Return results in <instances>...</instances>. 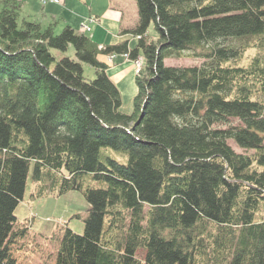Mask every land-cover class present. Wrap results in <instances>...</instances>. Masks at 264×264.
Listing matches in <instances>:
<instances>
[{
    "label": "trees",
    "instance_id": "1",
    "mask_svg": "<svg viewBox=\"0 0 264 264\" xmlns=\"http://www.w3.org/2000/svg\"><path fill=\"white\" fill-rule=\"evenodd\" d=\"M135 1L130 46L0 0V264L45 240L52 264H264V0ZM102 53L144 56L132 112ZM32 161L34 196L84 193L82 233L18 222Z\"/></svg>",
    "mask_w": 264,
    "mask_h": 264
},
{
    "label": "rangeland",
    "instance_id": "2",
    "mask_svg": "<svg viewBox=\"0 0 264 264\" xmlns=\"http://www.w3.org/2000/svg\"><path fill=\"white\" fill-rule=\"evenodd\" d=\"M22 2L21 16L27 18L39 20L42 24L49 23L44 22L43 16L39 15V11L42 9V4L48 7H59V4L54 2L43 3L42 0H29L31 2V7L37 11V15L27 11L28 9H23L25 0H20ZM115 1L124 3V15L120 7H117ZM113 0L111 7H108V14H104L100 11L104 24H107L115 32H119V18L121 17L125 27L131 26L134 17V9H137V4L135 0ZM89 0H76L74 7L79 6L80 9L88 11ZM28 3V0H27ZM53 3V4H52ZM105 4L109 5L110 0L95 1L94 6L97 8H103ZM107 5V6H108ZM110 6V5H109ZM30 7V8H31ZM95 11V9H93ZM92 14V13H91ZM89 16V15H86ZM86 16L81 20L72 21V25L80 30L82 22L86 19ZM64 22L58 20L56 30L60 31ZM95 23L92 24L94 27ZM91 35V31H87ZM129 39V45L134 46L138 42V37L132 33H124ZM148 34L150 37H156L159 35V30L156 27L154 20L151 21ZM122 38V37H120ZM117 40V37H111V41ZM122 40V39H120ZM102 60L107 61L110 66L107 69L109 76L115 81L121 90L122 94V105L121 108L125 112H132L134 109V95L138 91V84L136 82L137 66H142L143 63H136L133 58L127 57L124 54H100ZM139 58V57H138ZM143 61V58H141ZM203 61L202 57L194 56H168L165 58L166 64L171 65H192L200 64ZM84 74L86 77L92 78L95 76L94 67L88 63H84ZM233 122H238V119H232ZM230 144L239 152H246V149L239 146L234 139H229ZM108 150L118 155V151L108 148ZM33 170L34 161L31 162L29 174L27 178L26 188L23 198L19 201L15 208V214L18 218V222L27 223L30 225L31 234L38 232V240H43L42 235L50 236L54 231H61L63 226L68 225L74 231L82 233L84 231V217L87 214V209L89 207L88 200L86 199L84 193L78 189H71L63 194H46L44 196H34L32 191L34 189L33 181ZM59 242L45 240L41 248H37V245L32 241L27 243L24 247H14V255L22 264H39L40 262H45L46 264H52L54 261V253L50 255L51 251H56ZM143 253L140 249L139 253Z\"/></svg>",
    "mask_w": 264,
    "mask_h": 264
},
{
    "label": "crops",
    "instance_id": "3",
    "mask_svg": "<svg viewBox=\"0 0 264 264\" xmlns=\"http://www.w3.org/2000/svg\"><path fill=\"white\" fill-rule=\"evenodd\" d=\"M77 1H79V0H77ZM95 1L96 0H89V2H88V11L89 12L84 11L83 9H80L79 6L77 8H76V6L74 7L76 0H62V2H60V3H55V4H59V7H48V6L42 4V9L39 11V15L44 17L43 18L45 20L44 22H47V21L49 22V21H52L54 19H58L59 21H62L64 23L66 22V23L71 24L72 21H74L76 19L81 20L84 17V15L85 16L91 15V13H92L94 15H98L100 17V20H101L100 23H95L94 27H92V29H91V36L97 42H99L100 45H103L106 43H111V42H116V41H119L120 39H122V40L128 39V37H126L125 34H123L121 32L122 28H125V25H124L121 17L119 18L120 30L117 33L113 30V28H111L107 24H104V21L102 19L101 14H100V11H102L104 14H108V7L109 8L111 7V3H113V0H110V4H109L110 6L108 4H107L108 6L105 4V6H103V8L95 7L94 6ZM97 1H103V3L106 2V0H97ZM115 3H116V5H118L117 7H120L122 9L123 15H124V8H125L124 3H120L119 1H115ZM30 4H31V2L29 0H28V3H27V0H25L24 5H23V9L24 8L28 9L27 11H30L31 13H34L35 15H37V11L34 10V8H32ZM93 9H95V11H93ZM137 19H138V11L136 9H134V17H133V20L131 22L132 24H130L131 26H128V27H133L135 25V23L137 22ZM111 37H115V38L117 37V40L111 41ZM120 37H122V38H120ZM109 66H110V64H109Z\"/></svg>",
    "mask_w": 264,
    "mask_h": 264
},
{
    "label": "built area",
    "instance_id": "4",
    "mask_svg": "<svg viewBox=\"0 0 264 264\" xmlns=\"http://www.w3.org/2000/svg\"><path fill=\"white\" fill-rule=\"evenodd\" d=\"M48 1H52V2H60L61 0H42L43 3H46V2H48ZM93 21H95V22H97V23H100V20H99V18H98L97 16L92 15V16H88V17H86L85 21H83L82 24H81L82 29L85 30V31H89V30H91V25H90V23L93 22ZM141 58H142V57L137 58V59H136V63L139 62V63L141 64V63H143V62L145 61L144 58H143V61H141ZM139 66H140V65H138V67H139Z\"/></svg>",
    "mask_w": 264,
    "mask_h": 264
},
{
    "label": "bare ground",
    "instance_id": "5",
    "mask_svg": "<svg viewBox=\"0 0 264 264\" xmlns=\"http://www.w3.org/2000/svg\"><path fill=\"white\" fill-rule=\"evenodd\" d=\"M85 21V20H84Z\"/></svg>",
    "mask_w": 264,
    "mask_h": 264
}]
</instances>
